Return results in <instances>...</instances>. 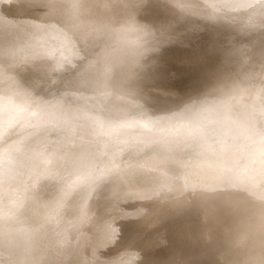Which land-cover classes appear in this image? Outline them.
<instances>
[{
    "label": "bare ground",
    "instance_id": "6f19581e",
    "mask_svg": "<svg viewBox=\"0 0 264 264\" xmlns=\"http://www.w3.org/2000/svg\"><path fill=\"white\" fill-rule=\"evenodd\" d=\"M120 1L122 5L123 0ZM137 2L139 8L146 10L161 8L164 15L178 7L177 0ZM243 2L238 1L236 8ZM130 6L118 8L114 0H0V171L7 162L14 163L13 174L5 189H1L9 195H24L18 199L20 202L14 195L9 198L15 201V206L11 202L14 206L11 212L6 209L9 215L14 216L18 204L27 205L31 215L28 208L25 210L31 219L57 229L54 242L46 235L48 228L39 236L34 235L37 248L48 251L38 256L37 264H109L103 250L120 237L125 246L113 257L115 264H215V259L225 256L223 252L227 250L223 246L229 244L228 239L222 242L220 252L207 230L191 231L192 221L219 215L218 220H212L213 224L219 226L227 219L226 237L237 238L235 234L240 233L247 220L264 216L263 204L240 215L233 211L224 214L226 209L214 207V203H221L243 208L244 204L231 202L229 197L239 193L246 197L256 190L257 185L248 190L249 184L240 179L238 169L251 166L264 155V111L250 108L235 116L229 110H213L207 116L216 121L219 136L200 140L190 137V129L197 124L196 117L185 118L174 105L171 113L166 106L173 104L177 93L184 94V88L173 81L165 83L160 80L162 74L150 69L149 52L157 45L139 31L143 29L140 24L147 19H139L143 21L139 30L133 25L132 19H137L133 13L139 9ZM53 11L59 12L57 18L53 17L55 13L52 16ZM139 11L141 14L142 9ZM199 11L206 13L205 6ZM144 12L143 16L149 11ZM150 16L146 17L153 20V32L165 33V16ZM77 20H82L78 36L57 40L60 32H71ZM146 25L149 24L144 26L148 28ZM261 28L258 26L257 31ZM147 30L143 29L144 33ZM31 45L37 49L26 56L25 47ZM263 50L264 42H260L252 51L257 55ZM160 53L163 54L157 50L156 58H160ZM174 54L181 59L178 51ZM236 56L227 52L223 61L232 62ZM185 57L182 58L185 63L194 59L193 55ZM229 66L225 63L226 73L233 70L243 76L253 69V61L243 60L237 70ZM8 69L9 72L1 74ZM188 77L182 73L172 80L184 81ZM214 77L211 75L208 81ZM141 96L148 107L140 106L141 111L135 108L140 113L134 112L140 115L134 116L133 103L136 101L138 105ZM141 102L139 105L146 107ZM186 103L198 107L195 98L181 105ZM165 112L170 115L163 116ZM185 121L189 126L182 130L184 134L173 131L160 137L157 132L152 134L157 136L142 143L144 134L163 132L171 124L181 125ZM109 122H123L126 127L140 125L147 130H142L126 147H119L118 137L111 136L107 154L93 165V155L111 132L110 128L102 129V125ZM31 172L34 176L27 185ZM255 177L261 182L264 171ZM2 178L5 183L7 177ZM75 179H79L78 186L84 191L72 203V217L66 224H60V215L35 213L37 207L45 210L52 205L50 197L58 189L56 186L54 190L58 182ZM37 204L40 206L36 207ZM1 211L3 216L6 211ZM13 218L16 220V216ZM17 219L21 220L20 216ZM232 221L237 222L234 228L230 227ZM240 235L243 239L248 237ZM249 238L250 247L263 250L264 225ZM57 242L61 247H57ZM92 249L96 256L90 255ZM15 250L21 254L24 243ZM57 251L60 257L52 261L51 255ZM229 252L236 254L238 247L232 245Z\"/></svg>",
    "mask_w": 264,
    "mask_h": 264
},
{
    "label": "rangeland",
    "instance_id": "374dc122",
    "mask_svg": "<svg viewBox=\"0 0 264 264\" xmlns=\"http://www.w3.org/2000/svg\"><path fill=\"white\" fill-rule=\"evenodd\" d=\"M127 1L128 0H123L122 5L130 6L132 4V6L134 7L140 6L139 4H137L138 3L137 1L140 0H134V1L130 0L128 1V3L130 2L129 3L130 5L127 4ZM238 1L240 0H177L178 7L173 11V13L165 14V15L161 8L159 9L154 7V8H150L149 10H146L140 7L142 9L141 11L139 7L134 8L130 6L131 8H134L133 10L139 9L142 14L141 15L140 13L137 12L139 10H135L136 12L133 11L134 12L133 14H135L134 16L137 19L133 18L132 20L138 22L136 23L134 21L133 25L137 29L140 27V25H142L144 30L148 29L147 32L145 31V33L141 27H140L141 29L139 28L140 30L139 29L138 30L140 31V33L142 31L141 33L142 35L143 34L146 35V37L149 40L152 39V41H154V43H156L157 45L156 48L150 50L149 52L148 59H149L150 69L162 74L161 77L160 75L159 77L160 80L164 81L165 83H170V81H173L177 84H180L184 88L183 89L184 94L179 96L180 93H177L178 98L174 100L173 104L167 103L168 105L166 104V106L171 112L173 109H175L173 107L174 105L176 107V110L178 109L180 111L179 113L182 114L185 118H187L188 115L190 116L193 115L196 117L197 124L195 125L194 129H190L191 132L190 137L194 139L200 140L210 137L217 138L219 136L220 131L216 121L207 116L208 113L212 112L213 110H217V109L222 111L229 110L235 116H241L244 111L250 108H256L260 111H264V70H263L264 63H262L264 62V56H263L264 50L262 51V53L258 52L259 54L257 53V55L255 54L254 51H252L256 43L264 42V0H244V2L239 7L236 8V4L238 3ZM114 2L115 5L118 6V8L123 7L121 5L122 1L114 0ZM134 2L137 3L135 4ZM204 6L206 8V13L199 11ZM57 11H53L52 13V16L55 13V16H53L54 18L55 17L57 18L59 16V12ZM146 11L149 12L146 13ZM142 12H144V14L146 13L145 14L146 16L152 15L153 17L154 16L158 17L159 14H163V17L165 16L164 20L166 21L165 22L166 30L165 33L163 34L165 39L167 40L166 43L163 42L164 40L163 36L160 37V35L162 34L158 33L157 35V33L153 32L155 31V25L152 24L153 20L150 19L151 16L146 17L144 15L146 17L145 18ZM196 12L198 14H196ZM140 18L142 20L143 18L147 19V21L143 20L144 21L143 22L142 20H139ZM141 21L143 22V24L141 23ZM81 23L82 20L75 21L74 22L75 28L72 27L71 32H67V30L60 32V35H58L57 40L75 39L78 36L77 33L79 28L81 27ZM139 23L141 24L139 25ZM150 23L151 25H153V27H151ZM137 24L139 26H137ZM145 24H149L146 25L148 26V28L144 27ZM212 26H214L215 29H213ZM258 26L262 27L260 31H257ZM149 27L153 28V30L151 28L150 30ZM100 37L103 38L104 34L101 35ZM36 42H40V41L37 40ZM36 49L37 48L35 47V45L25 47V55L28 56ZM157 50L163 52V54L160 53L159 59L156 58V55H158ZM176 51H178V53L182 56L181 59L175 57L174 53H176ZM227 52H233L237 55L236 58H233L234 60L231 59L233 60L232 62L223 61V56ZM187 55L194 56L192 62L185 63V61L182 60V58H186L185 56ZM246 59H251L253 61V69L251 71L241 76L239 73L236 74V72L230 70L234 67L237 70L241 62ZM225 63H229L232 67L231 68L229 66L230 68L229 73L225 72ZM238 64L239 66H237ZM9 71L10 69H8L7 71L2 70L1 74H6ZM182 73L187 74L189 77L184 81H180L178 78L172 80L177 76V74H182ZM221 73H225L226 75H221ZM211 75H215V77L211 81H208ZM141 97L138 98L139 102L137 99L138 105L142 104L141 100L143 101V103H145L144 97L143 96ZM194 98L197 99L198 101V107L192 108L191 106H188L187 103L186 105H181V103L188 102L189 100ZM157 100H161V98H157ZM179 102L181 103L179 104ZM135 103L136 101L133 103L134 107L132 106L133 108L132 115L134 116L140 115L137 113L139 111L138 109H140L141 111V109L143 108L147 109L148 107L147 102L145 103L146 107L143 106L144 104L138 106L137 103L136 105ZM140 106L143 108H141ZM137 107L138 109H135ZM135 110L138 111L134 112ZM141 113L144 112L142 111ZM169 113L165 112L163 116L167 117L170 115ZM111 125L113 127H111ZM114 126H118V127H114ZM187 126H189V124L187 121H185L181 125L171 124L163 132L153 131L155 133L144 134V139L142 140V143H145L150 139H152L153 137L157 136V135H152V134H156L157 132L160 134V137H165L170 133H172L173 131H176L175 133H180V135H182L184 134L183 129ZM103 128L111 129V132H109L110 136L108 135L107 137L108 142L106 140L105 144H103L99 148V150H97L96 153L93 155V158L91 159V164L93 165L99 158L104 157L107 154L106 147L109 146L110 143L109 140L111 139V136H114V138L118 137L119 143L117 142L118 143L117 145H120L119 147H126L130 144L132 139L136 137L142 130H147L140 125H136L133 127H126V125L123 122H115V123L109 122L103 124L102 129ZM87 150H85V152H87ZM80 151H84V150H80ZM238 170L240 171L239 172L240 179L243 180V182H246L245 184L247 185L249 184L248 190L253 188L254 185H257L256 190L246 197L245 195H241L240 193L231 196L232 198L229 197V201H231L232 199L231 202L237 203L238 201V203H241L242 205L244 204L245 207L243 208H237L221 203L215 205L214 203V207L216 208L220 207L226 209L224 214L228 211H233L236 214L240 215L241 212L244 210L246 211L252 210L251 207L255 208V207H259L262 204L264 205V178L261 182L255 180L256 178L255 176L260 175V173L264 171V155L259 157V160L256 163L253 162L251 166H248L247 168L244 169L241 167ZM13 172H14V163L12 161L7 162L3 167H1V171H0V173L2 174V176L0 175V180H1L0 182L1 183L3 182V184L0 183V190H1L0 194H2L0 195V202H1L0 206H2L0 208V211L1 209L2 211L5 210L6 211L5 213H7L8 215L15 206L14 199L10 200L9 198L12 199V195H14L13 197L15 198V200L20 202L18 199H20V197L22 198L23 195V194L22 195L17 194L18 195L17 196L16 194H12V193H10L12 195H9L7 190L1 189V188L5 189L6 182L11 177ZM5 173L6 176H4ZM35 173L37 174L38 171L37 172L34 171V174ZM32 174L33 172L30 173L29 175L30 177L28 176L29 180L27 179L26 184L27 182L29 184V182L31 181L30 179L31 176L32 177L34 176V174L33 175ZM2 177H7L4 179L6 180L5 183L4 181H2L3 180ZM79 182H80L79 179L64 180L62 182H58L54 186L55 187L54 190L58 188L61 190V192L58 189L55 191L53 190L54 193L50 197L51 201L53 202L52 205L49 208L43 210L42 207L37 204L36 207L37 206L40 207H37L38 209H35V213L42 212L47 216L52 215V217L56 215H60V220H59V222H61L60 224L62 225L66 224L68 220H70V218L72 217V211L70 209L72 203L77 199L80 193L84 191V188L81 189L78 186ZM56 186L58 187L56 188ZM59 187H62L63 189ZM240 192L242 193V191ZM3 193H5V195L7 196L6 198ZM1 196H4L3 199H1ZM7 198L9 200H7ZM245 199L247 202L243 201ZM11 202H13L14 205L13 208L11 206L12 205ZM234 203L232 205H234ZM6 204L7 206H5ZM9 204L11 207L9 206ZM3 205L5 209L3 208ZM18 206L22 208L19 209ZM18 206L17 208H15V211L13 212L15 213L13 215L16 216V220H14L15 218H13L14 216L12 217L11 214L9 216L13 218L12 220H10V217L7 216V214L3 213V216L2 214H0V216H2L0 217V220L1 219L3 220L5 217H8V219L6 218V223L8 224H6L4 220L3 221L1 220V222L3 224L5 223V225L0 223L2 226H4L2 227L0 225V227H2L0 228V232L3 228H5L6 230L8 229L7 231L10 232L9 234V232H7L4 229L5 231H3V233L6 232L7 235L0 233L1 234L0 242L3 243V244L0 243L1 245L0 250H2L0 251V264H37V261L39 260L38 256L48 254L47 253L48 251L47 250L43 251L37 248V246L35 245L37 241L34 235L39 236L42 232H45L46 228H48L46 235L50 240L54 242L57 239V229L56 230L49 229L48 224H44L43 222H39V221H37L38 222L37 223L36 221L31 219V216L27 215V210H28V214L30 213L29 208L26 207L27 205L21 206L20 204H18ZM25 207L28 209L25 210ZM6 209H10L9 210L10 212ZM24 212H26V214ZM19 213L20 214L24 213L25 215H27L25 217L26 219L24 218L25 216L24 214H21L23 215L22 217L21 215H18ZM29 215H31V213ZM19 216L21 220L23 219V222L17 219L19 218ZM27 218L29 220H27ZM219 218H220L219 215H216L209 219L208 218L203 219L202 221L191 222V231L200 232L207 230V232L213 237V240L215 241V247H217L220 250V252L222 251V247H221L222 242L225 243L226 239H228L227 243L229 244L223 246L224 247L223 249L225 251L227 250L228 252L227 251H226L227 253L223 252L225 256L222 258L219 257L217 261L215 259V264H264V249L262 250V247L260 248L256 246H252L253 247L252 248L250 247L251 246L250 244H247L249 239H251L249 238V235H254L257 234L259 231H261V227L264 225V216L258 217V219L260 218L259 220H256L255 218H250L249 220H247L245 224L242 226L240 233L238 232V234H235L238 235L237 238L229 235H228L229 237H226L227 233L225 231V225L228 223L227 219H224L222 221L223 223L219 224V226H215L213 224L212 220H218ZM13 220L17 222H13ZM12 222L14 225H12ZM232 222L233 223L230 227L234 228L237 222L236 221H232ZM211 229L214 230L212 231ZM247 229L249 230V232ZM8 234L10 236H8ZM240 234H244L245 237L247 236L248 237L243 239L241 238L242 236ZM3 238L6 239L4 240ZM21 242L24 243V250L21 253L23 254V258L21 254H17L15 250V248H17V246H19ZM232 245L238 247V252L236 254L235 252L237 250L235 249H234L235 252H231V254H229L230 253L229 247L231 249ZM57 247H61L58 242H57ZM41 251L43 252V254ZM2 253L3 255H1ZM94 254L95 251L92 249L90 255L96 256V254L95 255ZM227 255H229L228 258ZM30 256L32 257L31 258L32 260L29 259ZM51 256H52V261H56L59 259L60 253L59 251H57ZM204 258L202 260H204ZM230 258L234 259L235 261L230 260Z\"/></svg>",
    "mask_w": 264,
    "mask_h": 264
},
{
    "label": "snow or ice",
    "instance_id": "6c2138e0",
    "mask_svg": "<svg viewBox=\"0 0 264 264\" xmlns=\"http://www.w3.org/2000/svg\"><path fill=\"white\" fill-rule=\"evenodd\" d=\"M162 36L164 37V34L162 33ZM163 42H167V40L164 37ZM113 232H115V229H113ZM125 245L121 244V237L120 239H117L115 241L114 245H110L107 249L103 250V255L108 259L109 264H115V261L113 257L119 254L120 251L123 250ZM127 246H132L131 244H128ZM143 264V262H141Z\"/></svg>",
    "mask_w": 264,
    "mask_h": 264
}]
</instances>
